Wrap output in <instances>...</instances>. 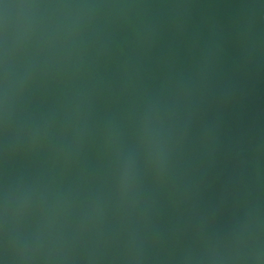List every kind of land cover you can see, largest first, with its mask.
<instances>
[{
    "label": "water",
    "instance_id": "water-1",
    "mask_svg": "<svg viewBox=\"0 0 264 264\" xmlns=\"http://www.w3.org/2000/svg\"><path fill=\"white\" fill-rule=\"evenodd\" d=\"M0 264H264V0H0Z\"/></svg>",
    "mask_w": 264,
    "mask_h": 264
}]
</instances>
